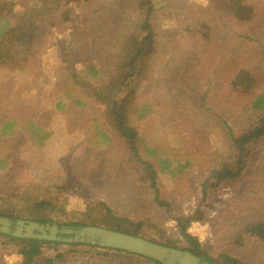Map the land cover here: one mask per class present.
I'll use <instances>...</instances> for the list:
<instances>
[{"label":"rangeland","instance_id":"obj_1","mask_svg":"<svg viewBox=\"0 0 264 264\" xmlns=\"http://www.w3.org/2000/svg\"><path fill=\"white\" fill-rule=\"evenodd\" d=\"M140 1L63 0L60 8H70L67 20L59 18L60 8L55 19H35L40 29L32 65L23 74L0 72V126L17 120L19 128L21 119L33 118L41 129H52L60 136L45 149L31 146L28 135L18 133L19 130L12 138L0 139V167L4 166L2 161L8 163L0 173V190L9 192L14 188L13 181L17 182L15 178L22 171L39 170L41 163L53 162L55 169L67 168L75 173L70 194L83 201L79 211L69 210L67 215H61L62 220L79 227L91 226L87 224L98 220L104 212L94 206L102 203L115 217L131 221L149 218L167 236L178 239L175 221L156 206L155 193L141 179L143 174L120 144L102 148L82 144L93 122L102 123L104 128L107 123L101 107L94 104L78 80L71 79L79 62L109 51L114 35L138 20L134 12ZM251 1L252 20L237 23L219 0H174V4L151 0L156 3L155 24L163 42L157 55L161 59L152 69L158 70L150 73L139 97L138 103L147 106L148 114L139 122L138 130L146 145L159 144L166 149L165 158L172 160V168H181L180 175L158 173L160 198L193 218L189 233L198 238L202 247L211 256L229 253L241 256L247 264H264V242L244 236L242 242L234 240L245 225L264 220V180L246 174L208 191L205 198L202 190L210 168L206 169L208 163L201 154L220 148L230 135L242 134L258 116L250 110L248 99L234 91L231 79L238 73H247L256 83L255 97L264 93V0ZM21 2L18 0L17 5ZM29 5L25 4V8ZM49 6L50 11L57 8L55 3L47 5V9ZM3 11L14 15L0 4V14ZM195 22H205L211 35H188L185 27ZM73 98L80 99L83 106L70 102ZM57 100L68 106L59 114L51 111L49 103ZM215 144L219 146L213 147ZM203 163L206 167L201 171ZM262 165L264 141L250 162L251 167ZM37 175L36 183L43 179ZM144 260L119 252L111 253L106 263L98 258L95 263H87L86 259L74 264H151ZM19 262L17 249L0 247V264Z\"/></svg>","mask_w":264,"mask_h":264},{"label":"trees","instance_id":"obj_2","mask_svg":"<svg viewBox=\"0 0 264 264\" xmlns=\"http://www.w3.org/2000/svg\"><path fill=\"white\" fill-rule=\"evenodd\" d=\"M62 1L22 0L21 5H17L18 0H0V4H4L8 11H13L11 13L14 14H6L5 11L0 14V72L26 73L35 58V43L40 29L35 21L46 16L55 19L54 15ZM66 1L67 3H79L80 0ZM166 1L175 3L174 0ZM219 1L227 7L229 16L234 22L248 23L252 20L251 0ZM28 2L30 5L25 8ZM52 3H55L57 8L50 11L51 6L47 9V5ZM61 8L59 18L65 21L69 18L70 8L68 7L67 10ZM156 12V3L151 0H141L134 12L138 14V20L114 35L109 51H104L96 58L88 57L79 62L71 79L72 81L78 80V85L93 98L94 104L101 107L102 118L107 123L104 128L102 123L93 122L88 138L82 144L95 148L114 143L120 144L131 162L143 174L144 178L141 179L149 184L155 193L156 206L162 208L169 218L175 221L179 238L167 236L165 230L149 218L131 221L129 218L115 217L102 203L94 206L103 208L104 212L101 217L87 225L109 228L166 247L187 251L209 264H247L241 256L229 253L211 256L202 247L198 238L189 233L193 218L184 216L176 206L160 198L157 186L158 173H168L174 176L182 174V170L178 166L172 168V160L165 158L168 152L161 145H146L138 130L139 122L144 120L148 114L147 106L138 103L139 97H142L149 82L150 73L154 74L158 70H152L154 63L161 59L157 55L162 49L163 40L155 24ZM13 16L14 21H12ZM185 29L188 35L197 32L203 33L201 38L211 35L209 33L211 28L205 22L190 23ZM150 60H152L151 63H149ZM78 72H80L79 75ZM230 84H233L234 91L248 99L250 110L258 116L242 134L230 135L226 144L220 148L201 154L208 166L206 167L203 163L199 167L200 170L204 171L205 167L210 168L209 175L202 186L203 198L206 197L208 191L233 183L246 174L264 180V165L250 166L254 153L264 141V93L255 97L256 83L254 78L247 73H238L231 79ZM70 102H74L79 107L83 106L80 99L73 98ZM49 103L52 107L51 111L55 114L64 112L68 107L63 100ZM20 122L22 126L19 128H17V120L1 125L0 139L12 138L19 130L18 133L28 135L31 146L45 149L46 146H53L56 138L60 136L52 129L50 131L46 128L41 129L38 121L33 118L25 121L21 119ZM54 122L56 119L50 123ZM218 146L215 144L213 147ZM197 155L200 158V154ZM213 160L216 164L211 162ZM2 163L4 166L0 167V173L8 166L7 160ZM55 166L57 165L53 162L41 163L37 167L39 170L36 168L24 170L15 178L17 182L11 180L14 182V188L9 189V192L0 190V216L71 228L81 226L74 222H66L61 217V215H67L71 209L77 211L81 209L82 199L70 194L75 173L72 174L67 168L57 170ZM36 175L37 177L42 176L43 179L41 178V181L36 183ZM15 199L17 201L13 203ZM13 204L16 206L13 207ZM20 211H23V214H20ZM108 222L112 224L107 225ZM243 236L251 241L264 242V220L245 225L241 233L234 237L235 242H242ZM0 247L17 249L20 257L18 264H74L77 261L84 262L86 259H88L87 263H95L98 258L106 263L111 253H119L93 246L20 240L8 236H0ZM45 250L48 252L45 253ZM125 255L135 258L129 254ZM144 261L158 264L149 260ZM119 264L132 263L121 262Z\"/></svg>","mask_w":264,"mask_h":264},{"label":"water","instance_id":"obj_3","mask_svg":"<svg viewBox=\"0 0 264 264\" xmlns=\"http://www.w3.org/2000/svg\"><path fill=\"white\" fill-rule=\"evenodd\" d=\"M0 236L67 245H88L137 256L158 264H209L187 251L97 226L71 228L0 216Z\"/></svg>","mask_w":264,"mask_h":264}]
</instances>
